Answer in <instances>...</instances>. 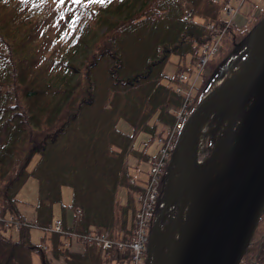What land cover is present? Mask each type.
Returning <instances> with one entry per match:
<instances>
[{
    "label": "trees",
    "instance_id": "1",
    "mask_svg": "<svg viewBox=\"0 0 264 264\" xmlns=\"http://www.w3.org/2000/svg\"><path fill=\"white\" fill-rule=\"evenodd\" d=\"M226 5L232 7L231 0H0V264H35V254L42 264L54 258L64 264L133 262L139 198L147 194L159 139L186 120L232 63L246 59L251 32L264 17L263 9L238 24L226 17ZM215 43L216 53L193 86L194 102L187 103L178 91L180 76H189ZM173 56L183 61L171 75L166 66ZM122 121L129 126L123 129ZM180 132L156 183L149 237L169 197L170 171L179 165ZM153 143L159 147L152 154ZM142 164L149 169L137 178L132 168L140 172ZM30 174L40 190L35 223L25 220L16 197ZM65 186L72 188L75 215L72 225L66 214L60 218L63 233L106 235L112 247L75 250L51 230ZM121 189L128 192L126 204ZM178 210L174 203L161 225ZM14 223L17 239L8 235ZM261 224L264 211L247 249L258 250L251 263H264ZM35 225L46 231L41 243L31 239Z\"/></svg>",
    "mask_w": 264,
    "mask_h": 264
},
{
    "label": "water",
    "instance_id": "2",
    "mask_svg": "<svg viewBox=\"0 0 264 264\" xmlns=\"http://www.w3.org/2000/svg\"><path fill=\"white\" fill-rule=\"evenodd\" d=\"M263 31L264 17L256 29L251 32V43L255 33ZM248 57L249 55L246 58ZM243 95H251L248 106H245L242 101ZM237 102L240 105V118L236 138L231 139L230 145L234 158L225 173L236 167L246 151L247 160L234 182L222 191L192 232L180 242L172 264H192L209 242L212 243L209 255L211 264H240L253 240L264 211V45L246 70L228 87H211L210 91L198 102L186 118L176 147L181 152L183 144L193 136L194 121L208 109L221 103L225 104L228 112L230 132L235 133L238 117L234 106ZM189 157V165L183 176L180 191L174 195L170 190L171 173L178 166L170 171L169 197L155 218L146 264L151 262L155 264L154 236L161 229L162 220L167 216L170 207L175 203L179 206L180 212L184 206L181 197L187 190L199 162L197 142L192 144ZM208 186L206 184L194 195L193 203H197Z\"/></svg>",
    "mask_w": 264,
    "mask_h": 264
},
{
    "label": "bare ground",
    "instance_id": "3",
    "mask_svg": "<svg viewBox=\"0 0 264 264\" xmlns=\"http://www.w3.org/2000/svg\"><path fill=\"white\" fill-rule=\"evenodd\" d=\"M253 38L254 39L249 48V57L246 58V60L240 62L237 67L231 68L230 70L228 69L222 79L216 81L214 85L215 88L228 87L241 73L246 70L247 66L264 45V31L261 33L256 32ZM250 98L251 95H243L242 101L245 106H248ZM219 105L220 108H226L225 104L223 103ZM234 107L235 113L238 117L235 127V133L230 132L228 120L222 123L218 132L215 134L214 146L217 153L213 159V162L210 165H205L202 161L198 162L197 170L191 178L187 190L183 194V196L187 195L188 197H186V200L183 201L184 206L182 210L177 214L176 218L171 221L167 228L160 229L159 232L154 236V240L157 238L166 245V248L163 251H161L159 248H156L155 264H172L174 254L180 242L192 232L206 210L218 198L222 191L234 182L237 174L243 168L248 156L247 151L244 153L242 159L236 165V167L225 173L226 168L233 162L234 154L230 151V145L231 139L236 138V129L240 118L239 103L237 102ZM213 111L214 108L208 109L194 121L193 136L189 138L182 146L178 169H174L171 174L170 190L173 195L179 193L180 191L183 176L189 165V152L192 148V144L197 142L198 148H200L202 140L206 135L207 123L210 121ZM179 169L181 171L180 175L178 174ZM206 184L209 185L208 188L203 191L197 203H193L194 195ZM15 225L18 226V224ZM63 234L68 238V240L76 238L77 241L81 244L95 245V243H97L107 248L102 240V235L97 234L100 238L96 239L95 236L97 235L95 233L81 234L79 237H73L65 233ZM130 248L133 251V255H135L136 251L132 248V246H130ZM211 249L212 243L209 242L202 250L201 254L192 262V264H211V261L209 259ZM131 264L134 263L132 262Z\"/></svg>",
    "mask_w": 264,
    "mask_h": 264
},
{
    "label": "rangeland",
    "instance_id": "4",
    "mask_svg": "<svg viewBox=\"0 0 264 264\" xmlns=\"http://www.w3.org/2000/svg\"><path fill=\"white\" fill-rule=\"evenodd\" d=\"M227 6L228 5H226L224 7L225 10L228 9V8H226ZM231 6L233 8V11L230 13L226 12L225 13L226 17L228 19L234 20L238 24H242L247 19L250 18L251 14H256L258 12H262V10L264 9V0H231ZM184 7L188 8V6H184ZM212 47L217 49V43L212 44ZM203 53H204V51H203ZM201 60H202V58L199 60L197 66L195 67V69L193 70V72L189 76L187 74L185 75V77H186L185 78V80H186L185 85H189L187 87H188V91H189L190 97H191L190 104L194 102V100L191 96L193 86H197L200 83V80H201L202 74H203V69H205V67L207 65V63L203 64ZM181 61H183V60L179 59L178 57L173 56L171 61L169 62V64L166 66V72L168 74H171V75L174 74V72L177 70V63H180ZM207 62H208V60H207ZM237 62H238V60H237ZM237 62L235 64L232 63V66L229 67V70L231 68L237 67V64H238ZM225 72L216 81L221 80L222 79L221 77L224 76ZM216 81L214 82V84L212 86L213 88H215L214 85H215ZM223 103H225V102H223ZM219 106L220 105L217 104V105L211 107V108H214V111L212 113L210 121L207 123L206 135H205L204 139L202 140V144L199 148V161H202L205 165H210L213 162V159L217 153L216 148L214 146L215 134L218 132L222 123L224 121H227V118H228L227 117L228 112H227L226 108H224V107L220 108ZM120 126L124 129V128H127V126H129V125L127 123H125L124 121H122ZM162 129H163L162 127H159L158 131H161ZM209 138H212V140H213L212 147L208 144ZM141 139H142V137L137 140L138 143L136 145L138 147L140 145L139 141ZM158 147H159L158 143H153L151 145V147L149 148L150 153H152V154L156 153L158 150ZM38 157L39 156L36 155L33 158L32 162L28 168L29 171L33 170V168H34V166L38 160ZM144 165L146 166V164H144ZM148 169H149V166H148ZM180 173H181V171L179 169L178 174L180 175ZM72 196H73L72 188L70 186L63 187V201H62V203L56 204L54 207V214H55L56 220L62 218L64 216V214H66V216H68V222H69L68 224L69 225L73 224V218L75 215L74 210L72 209V205H71L72 204ZM16 197L18 199V206L20 208V211L25 216V220H27L30 223H35V221L37 219L36 205L38 204V201H39L40 190H39V182H38L37 178L34 176V174L29 175L25 184L18 190ZM186 197H188V196L187 195L182 196L181 202L185 201ZM119 198H120V201L122 203L126 204V202L128 201V192L126 189H121V191L119 193ZM139 205H140V203H139ZM178 213H179V210H178ZM177 214H176V216H177ZM176 216L175 217L174 216H168L166 218L165 224L161 227V229L167 228L169 226V224L171 223V221H173L176 218ZM56 220L54 222H56ZM261 226H262L261 231L263 232L264 231V224L263 225L261 224ZM9 228H10V230L8 231V235H11L13 238L17 239L19 237L18 226H16L14 223ZM45 233H46V231L44 229H41L40 227L35 225L34 227L31 228V239H32V241L35 243H41ZM259 236H260V234L258 233V236L255 238V240H258V239L260 240L261 237H259ZM69 243H72L73 249L80 250V251L83 250V244L79 243L76 238L69 239ZM153 243H154L155 247L159 248L161 251L165 250V248H166V245L161 240H159L157 238L155 240H153ZM257 255H258V250H257L256 245H254L250 249V251L248 253H246L241 264H257V262L251 263L253 258L257 257ZM257 259L260 260L262 258L258 257ZM33 261L35 264H41L40 256L38 254H35L33 257ZM143 261L145 262L144 257H143ZM51 264H64V262H63V259H61V258L60 259L54 258L53 260H51ZM261 264H264V263L261 261Z\"/></svg>",
    "mask_w": 264,
    "mask_h": 264
},
{
    "label": "built area",
    "instance_id": "5",
    "mask_svg": "<svg viewBox=\"0 0 264 264\" xmlns=\"http://www.w3.org/2000/svg\"><path fill=\"white\" fill-rule=\"evenodd\" d=\"M226 9L229 13L233 10L232 7L227 6ZM217 49L211 47H207L204 50V54L202 57V63H207V60L209 57L216 52ZM185 75L182 74L180 76V80L183 83L181 87L178 88V91H181L185 94L186 98L188 99L187 103H190L191 97L188 89H185V87L189 85H185ZM188 95V96H187ZM179 116H181V112L179 113ZM184 117H182V120H180L176 127L169 132L167 135H165L163 138L159 139V145H160V152L159 157L151 158L149 160L150 167H151V174L152 178L149 183L148 191L145 196H141L139 198L140 205L137 210L136 219L138 221V230L137 234L134 238V240L131 242L132 248L136 251V254L133 255V263L134 264H144L143 257L145 254V248L147 245H149V236L146 234V230L148 227V224L152 220L154 216V208L157 203V195H156V183L159 179V174L162 171V168L164 167L165 160L169 153L174 149V141H175V135L177 132L181 131L184 123ZM62 222L61 220H57L54 222V224L51 227V230L58 231V232H64L62 229ZM96 239H99L100 237L97 235L95 236ZM102 240L104 242V245L107 248L111 247L112 242L107 238L106 235H102Z\"/></svg>",
    "mask_w": 264,
    "mask_h": 264
},
{
    "label": "crops",
    "instance_id": "6",
    "mask_svg": "<svg viewBox=\"0 0 264 264\" xmlns=\"http://www.w3.org/2000/svg\"><path fill=\"white\" fill-rule=\"evenodd\" d=\"M138 147V146H137ZM149 152H150V149H149ZM132 162H134L133 160H132ZM148 166L149 165H147L146 164V166L144 165V164H142L141 165V170H140V172H135V167H133L132 168V170H133V172H134V175H136L137 176V178H144L145 176L144 175H142L143 173V171H145V170H148ZM144 176V177H143ZM67 219H68V216H67ZM73 246V245H72ZM41 258V257H40ZM41 264H42V259H41Z\"/></svg>",
    "mask_w": 264,
    "mask_h": 264
},
{
    "label": "snow or ice",
    "instance_id": "7",
    "mask_svg": "<svg viewBox=\"0 0 264 264\" xmlns=\"http://www.w3.org/2000/svg\"><path fill=\"white\" fill-rule=\"evenodd\" d=\"M76 2H80V0H76ZM90 2L106 3V2H108V0H90Z\"/></svg>",
    "mask_w": 264,
    "mask_h": 264
}]
</instances>
